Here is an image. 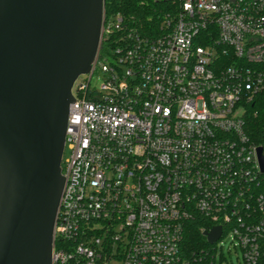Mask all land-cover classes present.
Instances as JSON below:
<instances>
[{
	"label": "built area",
	"instance_id": "built-area-1",
	"mask_svg": "<svg viewBox=\"0 0 264 264\" xmlns=\"http://www.w3.org/2000/svg\"><path fill=\"white\" fill-rule=\"evenodd\" d=\"M167 1L147 30L104 11L91 72L72 88L51 264H214L224 238L239 264H264V192L242 122L264 90V0ZM196 216L220 236L185 254Z\"/></svg>",
	"mask_w": 264,
	"mask_h": 264
},
{
	"label": "water",
	"instance_id": "water-1",
	"mask_svg": "<svg viewBox=\"0 0 264 264\" xmlns=\"http://www.w3.org/2000/svg\"><path fill=\"white\" fill-rule=\"evenodd\" d=\"M104 2L0 0V264H51L72 88L91 72ZM202 235L213 245L220 229Z\"/></svg>",
	"mask_w": 264,
	"mask_h": 264
},
{
	"label": "trees",
	"instance_id": "trees-1",
	"mask_svg": "<svg viewBox=\"0 0 264 264\" xmlns=\"http://www.w3.org/2000/svg\"><path fill=\"white\" fill-rule=\"evenodd\" d=\"M104 5L106 17L119 14L135 28L147 30L158 24L169 2L167 0H105ZM104 47L103 43L101 51ZM242 122L248 141L260 147L264 153V90L254 95L252 100L244 105ZM258 181L259 190L264 192V174L258 176ZM209 226L199 216L190 219L184 228L181 250L185 254L211 252L212 246L202 235L203 229Z\"/></svg>",
	"mask_w": 264,
	"mask_h": 264
},
{
	"label": "rangeland",
	"instance_id": "rangeland-1",
	"mask_svg": "<svg viewBox=\"0 0 264 264\" xmlns=\"http://www.w3.org/2000/svg\"><path fill=\"white\" fill-rule=\"evenodd\" d=\"M87 76H81L80 78H86ZM103 76L102 74L96 72L90 82V89H98ZM63 157H66V153L64 152ZM221 248L219 249V245L214 254V264H239L240 263V253L237 249L230 248L228 241L226 238L220 240Z\"/></svg>",
	"mask_w": 264,
	"mask_h": 264
}]
</instances>
